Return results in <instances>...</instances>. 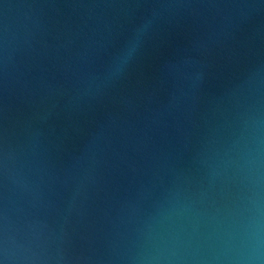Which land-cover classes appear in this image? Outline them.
I'll list each match as a JSON object with an SVG mask.
<instances>
[{
	"label": "water",
	"instance_id": "95a60500",
	"mask_svg": "<svg viewBox=\"0 0 264 264\" xmlns=\"http://www.w3.org/2000/svg\"><path fill=\"white\" fill-rule=\"evenodd\" d=\"M0 264H264V0H0Z\"/></svg>",
	"mask_w": 264,
	"mask_h": 264
}]
</instances>
